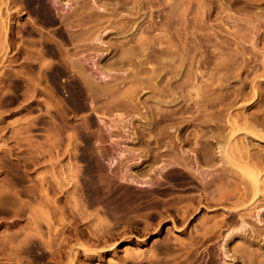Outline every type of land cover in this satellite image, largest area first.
<instances>
[{
  "label": "bare ground",
  "instance_id": "obj_1",
  "mask_svg": "<svg viewBox=\"0 0 264 264\" xmlns=\"http://www.w3.org/2000/svg\"><path fill=\"white\" fill-rule=\"evenodd\" d=\"M152 1L113 0L110 3L111 7H109L110 4L107 7V5L104 6L105 3H103V6H101L102 4L100 5L97 2V4L99 5L98 7L95 8L90 0H71L70 9L66 10L63 13V15H58L56 13L57 11H55L52 8L49 0H0V2L2 3L6 2L7 4L6 10L10 11L12 5L13 6L19 5L21 6V8H25L31 13H37V15L39 16V19L38 20L36 19L33 22H28L29 21L28 20L23 27L12 28V24H10L9 27L11 31L9 30L10 33L6 32L5 35L8 36L9 34H12L13 37H10L9 39L8 37H6L5 42L9 47L12 48L11 49L12 51L13 49H16V57L13 58L14 57L13 56L11 62L16 63L21 58L23 59V61L21 62V65L23 66L20 67L23 68L25 65L28 66L29 68H34V69L38 68V71L41 73L39 74L40 75L43 74L42 76H44L45 79L48 78V77L46 78V76L44 75L45 73L48 72L47 73L48 75H52L53 79L55 80L54 83L55 97H56L55 101L58 100V105L60 103L59 100H62L59 97L58 93L61 92V88L63 89L65 88L67 91L66 94L67 97L63 95L62 96L66 97L65 100H68V103L69 101L70 103H72L70 104V106L74 104L79 109H87L88 111L90 110L88 115L86 114L88 117L87 120L85 119L86 121L82 123V125L84 124L83 125L84 128L81 130L80 128L78 129V126L75 125L78 123H75L74 125H72L71 123L69 124V121L67 119L68 115H66L68 108L66 107L67 108L66 109L64 106L61 107V105L58 107L57 112H59L60 117L62 119L61 121H59L60 118L57 120L59 124H57L56 120L55 123L57 124L56 128L60 129V131L61 129L63 131V129L66 127H71V129H73V132L75 130L76 131L75 134H77L82 138L83 141V144L81 141L82 147L79 145L80 139L78 140L79 141L78 145L81 147L80 151L82 150V152L78 157L82 158V160L86 162V166L92 167L93 170H98V171L103 170L104 172L102 173L104 174L103 179H97V178L96 180L88 179V182H86L85 180L86 183L84 182V184H81L84 181L83 180L81 181L80 185L81 187L82 185H85L87 189L91 191L93 196H96V199L97 198L100 199L99 201L102 200L105 201L106 206L105 204L104 206L107 208V210L106 208L104 209L111 216L112 215L115 216L119 213L123 214L128 210L132 209L133 207L134 208L138 207L140 204H142L140 205L141 207L153 206L156 203H158L156 197L159 194L162 195L166 194L170 197H168V199L166 198L165 202L162 203V205L164 204V207L168 211H173L175 213V219H174L175 222L186 225L185 229H188L190 227L191 222L194 219L198 218L197 215L201 211L206 210L209 212L208 208H210V204L221 206L219 209L215 210L216 214H211L210 216L205 215L201 217V220L199 221L198 224L193 223L190 229L191 234L187 238L179 239L178 243H175L172 239H168L167 242H165L163 248L164 251H166L171 256L169 259L162 261L152 255L147 258L148 259L147 261L143 260L142 258L141 260H137L134 264H184V263L194 264V262L198 259L199 247L202 244L204 245L205 242H210L211 244V241L214 238H218V237H222L224 240L223 243H221L220 245L221 251H223L224 256L233 258L234 260V263L231 262L225 264H237L240 257L242 258L244 264H264L263 246H261L258 249L253 248V244H255V242L256 243L260 242V239L264 237L263 226L260 225L261 222H264V152L260 149H257L255 146L254 147L252 146L253 138L257 137L260 138V140H264V100H252V99L251 100H214V98L213 100H178L179 97L183 96V94L188 91V90L186 92L184 91V93L182 94L179 93L180 91L185 90L187 88L186 85L191 82L192 77H194V80L197 79L195 78V75L196 73L199 74V72L194 73L195 72L194 70L193 73L195 75H191L193 68H191V72L189 68L190 76L189 75L185 76L182 74L183 72L179 73L178 70H176V72H178L180 76L182 74V76L185 78L179 77L178 81L175 84L165 82V86L164 85L161 86L160 81L164 79V76L165 74H167V72H169V69L172 67L176 68V66H181L183 63H185V61H187L189 57L187 54L194 46H197L198 40L196 42V40H194L193 37H191L192 38L191 39L190 37L187 38V36L190 35L192 36V34H196V33L199 34L198 30L201 29L202 34H199V36L202 35L199 40L201 44L198 43V47H199L198 50H200V47H202L206 43L205 41L209 43L212 42V38H215L214 35L215 32L217 31L214 32L213 29L215 28L213 27L215 26H213V24L211 23L212 24L211 26H213L211 29L213 30L212 35L214 34L213 37L212 38L210 37L211 35L210 33H209L210 35L208 33H204L205 31L203 32V29L205 27L208 28L207 27L208 24H206L207 26H205V22H207L208 20L205 19V22H201L204 20L203 18V20L201 21L199 20V22H195L197 20L195 17L199 15L201 17L202 16L201 14L203 13L202 11L204 10L202 9L201 14L199 13L198 15L197 13L199 11L198 12L195 11L196 9L193 10L194 9L193 7L191 9L193 12H195L194 14H196V16H194L195 21L191 22L193 25H191L190 23V26L193 27L192 29L194 32L197 28L198 30L195 33H192L193 31L190 33L192 29L191 27H188V29L190 28L191 30L187 34L190 33V35H186V41H183L185 38L183 37L182 32L180 31L178 26H181L187 21L186 19L188 17L186 19L184 17L188 16L187 14L188 12H190L188 9L190 8L187 9L185 7L183 8L178 7V11L179 9L180 10L182 9L181 11H179L180 14H176L175 12H173V10L168 9L170 10L169 12H173V14L171 15L170 13H165L166 10H163L165 11L164 12L165 15L162 17V21L161 19L159 21L161 22L160 27L163 26V28H165L166 30L165 34L159 35L157 32H154L155 30H157L156 28H158L156 25H154V22L152 21L154 17L151 19V22H149V24L145 25L142 29H140L141 31L139 35L133 34V31L141 27L139 26V24L137 26L135 25V23L137 22L136 20L138 19V17H140L142 11L143 13L144 10L148 11L147 8L151 7ZM154 1L156 2V0ZM178 1L176 0L174 2L173 0L174 3L176 2L178 3ZM245 1L247 6H252L256 2L261 0H245ZM108 2L106 4H108ZM191 2L193 3V0H191ZM211 2L214 3L213 0ZM165 4L166 3H164V5ZM171 4L172 3H170V6ZM154 5L155 4L153 3V6ZM155 6L158 7V5ZM185 6L190 7L187 6V4ZM200 6H198L199 9ZM152 7L150 8L151 10L153 9ZM201 8H203V6ZM122 9H125L127 12L125 11L126 13L125 12L123 13L121 11ZM175 9L174 11H177V7H175ZM155 10L156 9H154V11ZM186 10L188 11L187 14L185 15ZM9 11L7 15H9ZM203 15L206 16L207 18L206 14L203 13ZM151 16L154 15L151 14ZM173 16L174 17L177 16L178 19L176 18V20H173L175 19L173 18ZM143 17L146 16L143 15ZM159 17H161V12ZM228 17H230V15ZM228 17L226 16V18ZM39 20H42L47 24L50 23L51 25L57 23L58 25L55 28L57 29L58 35L62 36L64 40L66 39V42L69 41L70 42L69 44H72L73 48H79V50L77 49L75 51L71 50L73 52H70V49L66 48V45L68 47L71 46L66 44L64 48L63 47L64 45L63 46L62 45L58 46L57 44L55 45L54 43H52V41L46 40L45 39L46 37L42 38L44 34H42L41 37H39L42 38L41 40L39 38L37 39V36L35 37L34 35L43 33L40 32L39 28L37 27ZM258 21L259 19L250 20L249 23L252 24V26L238 22L239 25L233 27V28L236 27L235 31L233 30L234 33L232 31L231 32L235 37L237 38L241 37L240 38L241 40L242 38H248V37L250 38V36L252 38L253 35L252 32H254L258 38H261L264 34V31L260 29L258 25L259 24ZM8 23L6 22V26L9 25ZM173 24H175V27ZM187 25L185 24V26ZM171 26H173L174 28ZM182 26H181V30L183 29ZM211 26L209 27L211 28ZM210 28H208L209 32L211 31L209 30ZM171 29H174L175 31L174 30L171 31ZM130 30H132L131 32L134 35V37H130L127 39L126 36L125 37L123 36L124 38L123 37L122 38L125 40H121L119 42H117V40L115 42L116 38L112 39L111 37L110 39H112V42L107 41V43H105L102 40L103 36L109 35L110 33H120V32L124 33V32H129ZM21 31L29 35H33L34 39L36 38L39 44L47 46L48 49L44 53H47L49 51L50 52L54 51L55 54L59 57L57 63L55 65L50 63L52 64V66H50V64L48 63L49 61H46L45 57H43L44 53H41V50L40 52L38 51L39 48L37 49L36 47L37 45L35 44L36 40L31 39L33 42H31L30 40L31 47L32 44H35V46L33 47L34 49L36 47L35 50H30L33 48L28 49V47H30L29 45L26 48L24 46V42L17 43L15 40V35ZM135 32H138V30ZM115 35L114 37H116ZM217 35L218 34H216V36ZM173 37L174 38L177 37L179 39L177 41V38H175L176 39L175 41H177L178 43H174ZM182 37L184 39H182ZM227 37H225L226 39L224 38L226 42L228 40ZM0 38L2 39L1 36ZM64 40H62L63 43H65ZM131 40H133L132 44L130 43ZM217 41H213V44L216 43L218 45ZM25 42L27 41L25 40ZM190 42H192V46L190 45ZM202 42L205 43L202 44ZM220 42L222 43V41ZM233 42L232 44H234ZM63 43L61 42V44ZM163 43L165 44L167 43L169 45H163ZM195 43L196 45H193ZM240 43L241 42L239 40V44ZM26 44L29 43L27 42ZM199 44L201 46H199ZM226 44H228V42ZM7 45H5V47ZM205 47L206 46L202 48L204 49ZM252 47L245 44L239 46L237 49H235V52L232 55L231 62L223 63L222 67L226 66V68L233 69V72H235L237 70L236 67L238 66L244 67V66H240V64L242 65L243 63L239 62L241 60L239 58L241 57L242 60H246V64H245L247 68L246 70L252 73V76L249 82L247 81V79L246 81L244 80L243 81L247 82V84L248 83L250 84L251 88L253 89L252 92H254L253 93V98H254L259 91L258 88L262 81L257 79L258 77L257 74H259L257 73V71H259L258 70L259 68H257V66L259 67V65L258 63L257 65L256 63H253V61L255 60L258 61V57L261 56L262 54L261 55L259 54V52H261L260 50L258 51L254 47L253 48ZM231 48L232 47H230V49ZM81 50L82 52L84 50H89V51L92 50L93 53L98 55L95 61L97 66L100 68L98 76L93 75L90 71L87 70L86 66L84 65V62L81 59V55H79V54H84L81 53ZM119 50L122 52L121 54L118 53ZM198 50L197 49L195 50L198 53V57L202 55V58H204L203 54L199 56L200 52ZM212 50H214V48ZM112 51H115L116 53L120 54V57L117 55L118 56L117 60L109 61L110 60L109 59L107 62L103 61L106 63H101L102 60L100 59L108 55ZM201 51L204 50L201 49ZM192 52L194 51L191 50L190 53L193 54ZM165 53L169 54V56H171L170 57L171 60H173L174 62L170 61V59L167 60L168 57H166V60L160 58L161 54H165ZM205 53L206 55L208 54L207 52ZM134 54H139V56L141 54L142 58L140 57L139 59H136L135 57H133ZM247 54H249L250 56ZM196 55L197 54H195V56ZM190 57L189 59H191ZM210 57L211 56H209L208 58ZM212 57H214L213 54ZM158 58H160L159 63L161 65L159 64L160 65L159 67H156L155 63L154 66L151 65L150 63L151 60L152 61L154 60L153 62H155V59H157L158 61ZM195 58L196 57H194L193 55L191 64H193ZM205 59L206 58L202 60ZM216 59H218V57ZM238 59H239L238 61L239 63H236ZM198 60L200 59L198 58L197 61ZM197 61L196 64L197 66H199L198 64L199 61L198 62ZM217 61H220L222 63V59L216 60V62L214 63L219 64V62ZM209 62L210 64L213 63L211 60H209ZM200 63L202 66V64H204L205 62L202 63L201 61ZM18 64L20 63L18 62ZM125 64H129L132 66L131 68L133 69L131 70L132 72L128 73L129 70L127 69L128 70L127 72L126 68H124L125 69L124 71L127 72V74L124 73V75L118 77L114 72L115 70L113 71V69L118 68L119 66L123 67V65L125 66ZM213 65L214 64H212V66ZM128 66L126 67L128 68ZM188 66L192 67V65H190L189 62H188ZM215 67L218 68L216 69L211 68L212 71L211 69L210 71L214 72V74L216 75L217 73H215V71H218L217 69H221L222 67L219 68L220 65L219 66L217 65ZM235 68L236 70H234ZM26 70H25V74H26ZM227 70L225 71L227 72ZM31 72L33 73V71ZM230 72H232V70H230ZM12 73L15 74V72H11V74ZM27 73L28 76L19 75L15 79L14 83L18 88L19 87L21 88L24 85L25 88L29 86L26 85L25 83L30 85H35L37 87L38 83L40 86L41 85L40 82L42 83L43 81H45L43 77L44 80L43 81L41 80L40 82L37 83L38 79L36 80V78H34L33 76H29V72ZM3 75L5 76L4 72ZM174 75H172L173 79H174ZM169 76H167L168 79ZM214 76L212 73L209 77V80H211V77ZM12 77L13 75H10V77L7 79L5 77H2L0 78V83L8 79H10L11 82ZM172 77L170 78L172 79ZM196 77H198V75ZM224 77L222 78L226 79ZM226 77L229 78L230 76L226 75ZM126 79L130 83L125 87L121 86L123 81H127ZM212 80L211 81L213 83L211 84H214L212 86L216 89L217 84H215L214 81L216 80V78L214 77V79L212 78ZM244 82H242V84H244ZM162 83L163 81L161 82V84ZM147 85L152 89V94L154 93L155 96H157L156 94H158L159 97L156 98L157 100L155 99L139 100V98L137 100V98L135 97V93L137 94V91L138 92L140 91L139 88L142 89ZM9 87H11L10 84ZM36 87L33 89L30 88L29 90L27 89L28 87L26 88L28 92L30 91L29 93L31 95V98L33 97L32 95L35 94L34 91L35 90L38 91L37 90L38 88ZM189 87L190 86H188V88ZM201 88L203 89V87ZM210 88L211 87L208 86V89ZM151 89L149 91L150 93H151ZM204 89L206 93L209 94V95L205 94L204 98L208 97V99H210V97L211 98L215 97L218 94L217 93L216 95H214V92L212 91L209 93V90H207V86L204 87ZM236 91L240 92L241 96H244V98L249 97V96H245L247 95V93L243 94L242 91L239 90ZM171 92L172 93L178 92L180 96L178 98L175 97L177 100L175 99L164 100L166 97L165 95H168ZM198 92L199 93L197 94L199 95L200 93L203 92V90H201V92L199 90ZM203 94L204 93H202V95ZM30 95L28 94L29 97ZM50 95H52V93ZM235 95H238V93L236 92ZM25 96H27V94H25ZM101 96H108L109 99L107 101L105 100L103 102H100L101 103L100 104L95 99ZM160 96H165V97H162V99H160ZM169 98H171V96H169ZM254 106H258L259 108H257V110L254 112L252 110L249 111V109H251ZM71 108H75V107H71ZM55 110H57L56 107ZM100 110L103 111L104 116L106 115L109 118V123L106 125L107 126L106 131H100L98 129L93 128L94 126L99 125V122L102 121V119L99 118V116H101ZM129 114L131 115L128 120L127 117ZM135 117L139 118L137 120L140 119L143 120L142 121V124L144 123L143 128L138 126L139 128L142 129L137 128L138 123L135 122L136 121ZM126 122H128L127 127H126ZM82 125H80V127H82ZM135 126L137 128L136 131L134 128ZM131 127L134 128V131L132 130L131 132H129ZM120 129L123 131L122 133L121 132L119 133ZM114 130H117L118 133H115ZM66 132L67 134H62V135L64 136L69 135V138L67 137V140L73 139L74 141L76 139V136H73L74 134L72 135L71 133L68 134V131ZM61 139L63 140V137ZM78 141H75V143L77 144ZM103 142H110V143L116 142L119 149L115 150L113 147L112 149L110 148L102 149L101 145ZM61 143L55 140V147L56 148L59 147ZM67 143L69 144V142ZM114 152H116L117 155H114L113 154ZM62 153L64 154V152ZM78 157L77 159H79ZM56 160H55V166H56ZM106 163H108L109 165L107 166ZM112 167L113 170L114 169L116 170L115 172L110 170V168L112 169ZM88 170L90 169L88 168ZM157 170L159 171L158 174H157ZM75 171L73 170L74 173ZM96 173L97 172L95 171V174ZM127 173L133 176L130 175L131 177H128V175L126 176ZM163 173H166V176H164ZM116 174L118 175L116 176ZM74 175H76V173ZM82 175H84V173ZM56 178L58 177L56 176ZM172 180L174 182L179 181L186 183L188 184L187 185L188 189L195 190L196 192L199 191V193L192 191V193L194 194H189L184 197L178 195L174 196L175 192L173 187L168 185V183ZM59 184H60L59 186H56L57 187L56 190H59L58 188L61 186V182H59ZM133 184H136L137 186L135 187ZM2 187L3 186H1L0 189V196L4 197L5 191L7 192L9 190L6 187V190L4 191L2 190ZM60 189H62V186L60 187ZM75 189L78 191L77 188ZM82 189L84 188H81L80 190ZM80 192H84V191L82 190ZM30 193H32V191ZM84 193H85L84 195L81 193L80 194L85 196L86 189ZM87 193H89L88 190ZM89 199L91 198L89 197ZM2 203L1 205H3ZM158 213L156 214L155 212H153L151 214V217L154 218L156 215H159ZM81 215H84V213H82ZM160 215H162L161 212ZM160 220L158 222H160ZM36 221L34 219L33 224L36 223L35 230L36 229L38 230L39 229L37 225L38 222ZM51 229L52 227L49 228V230ZM32 230L34 231V228ZM49 230L48 232H50ZM76 230L77 228L74 229V231ZM79 230L81 231V229ZM224 230L226 232L225 234L223 233ZM42 232L41 233L37 232L39 237L40 234H42ZM52 232L53 231H51L50 234L49 233L48 234L52 236L53 239L54 233L52 234ZM38 235H35V237L36 236L38 237ZM41 236H43V234ZM23 237L25 236L23 235ZM8 240L10 242L11 239L8 238ZM24 241L25 240L23 239L22 244H24ZM50 242L51 240L49 241V243L47 242L48 245H50L49 248L52 247L53 245V243L51 245ZM64 242L66 243V241ZM25 243L27 244V242ZM9 244L12 245L11 243ZM231 244H232V248L230 246ZM213 245L214 243L209 248L210 260L208 261L207 264H220L217 257L218 255L217 249ZM61 247L63 248V246ZM2 248H6V247L4 246ZM10 248L12 249L11 251H13V247L11 246ZM51 249H52V253L50 249H49L50 251L48 250V252H50L51 255L52 254L55 255L56 254L55 251H57V249L56 250L53 248ZM21 250L23 251V248H21ZM5 254L7 256V253ZM128 255L129 257L131 256L135 259H138L139 257H141L142 253L141 252L134 253L128 251ZM3 257L5 256H2L1 258Z\"/></svg>",
  "mask_w": 264,
  "mask_h": 264
},
{
  "label": "rangeland",
  "instance_id": "obj_2",
  "mask_svg": "<svg viewBox=\"0 0 264 264\" xmlns=\"http://www.w3.org/2000/svg\"><path fill=\"white\" fill-rule=\"evenodd\" d=\"M49 1H50L52 8L55 11H57L56 13L58 15H63V13L66 10L70 9V6H71V4H70L71 0H49ZM90 1L93 3L94 7L96 8V7H98L99 4L100 5L102 4L101 6H103V3H105L104 6L107 5V7H108L109 4L113 0H111V1L108 0L109 2L107 0H95V1L90 0ZM150 1H152V0H150ZM175 1L176 0H174V2ZM211 1L210 0H193V3H192L191 0L190 1L179 0L178 1L179 4L177 2H176L177 3L176 4L173 2V0H156V2L153 0L151 2L152 3L151 7L153 6V3L155 5H158V7H156L154 5L152 7L153 8L152 10L150 9L151 7H148L147 8L148 11L144 10V13L142 11L140 14V17H138V19L136 20L137 24L135 23V25L137 26L139 24V26H141V27L137 29L138 32H135L137 30L133 31V34L139 35L140 31H141L140 29H142L145 25L149 24V22H151V19L154 17L152 19V21L154 22V25H156L158 27V28H156L157 30H155L154 32H157L159 35H163V34H165L166 30H165V28H163V26L160 27L161 22L159 21L160 19L162 21V17L165 15L164 14L165 11H163V10H166L165 13H170L171 15L173 14V12H175L176 14H180L179 11H181L182 9L181 10L179 9V11H178V7L179 8L185 7L187 9L190 8V9H188L190 11V12H188V14H187L188 10L185 11L186 12L185 15L187 14L188 16L184 17L185 19L188 17L189 21L187 18L186 19L187 21L184 24H182L183 26L181 25L183 28L182 29L183 31L181 30V26H178L180 31L182 32L183 37L185 38L184 39L182 37V39H184L183 41H186V35H190V33L193 31V29H192L193 27L190 26V23L195 21V18L198 20V21L196 20L195 22H199V20L201 21V20H203V18H204V20L201 22H205V19L208 20L207 21L208 23L205 22V26H207L206 24H208L207 27L210 28L209 26H211L213 24V26H215V27L211 26V28L209 30H211L213 27V28H215V29H213L214 32L217 31V32H215V35L213 34L215 38H212L213 37V35H212L213 30H211L209 32L208 28L205 27L203 29V32L205 31L204 33H208V34L210 33L212 35L211 36L209 34L210 37L212 38V42H210V43L207 41H205L206 43L202 42V44L205 43L202 47H204V46H206V47L204 49L202 47H200V50H198L199 49L198 43H200L199 40L202 36V35L199 36V34H202L201 29L198 30V28L196 27L197 29L195 30V28H194V30H195V32L198 30L199 34L196 33V34H192V36L191 35L187 36V38L193 37L194 40H196V42L198 40L197 46H194L196 48H194V47L193 48L195 50L197 49L200 52L199 56L201 54H203V57L206 59L202 60V59H204V58H202V55L200 57H198L197 51H195L192 48L191 50L194 51L195 54H197V55L195 56L194 52H192L193 54H191L190 53L191 50H190V52L187 54L189 57L191 56L190 57L191 59H189V57H188V59L190 61L187 59V61H185V63H183L181 66H176V68H173V67L170 68L169 72H167V74H165L164 79L160 81V85L165 86V82L175 84L178 81L179 77L185 78L182 76V74L185 76L186 75L190 76L189 68H190V72H191V68H193L191 75H195L194 73H196V72H199L200 75L198 73H196L195 78H197V79H195V80H194V77L191 76L192 80L190 83H188L186 85L187 88L186 89L184 88L185 90H182L183 92L182 91L179 92L180 94H182V93H184V91L186 92L188 90L189 91V92L187 91L188 93L186 92L183 94V96L179 97L180 94H178V92L177 93L171 92L170 94L165 95L166 97L160 96V99H162V97H165L164 100H174V99L177 100L175 97H177V98L179 97L178 100H213V98H214V100H251V99L252 100H264V74H263V72H264V68H263V66H264V34L261 38H258L257 35L254 32H252L253 33V35L251 33L252 38L250 36V38L249 37L248 38H242V40L240 39L241 37L237 38L233 35L235 28H236V27L233 28L234 26H236V25L238 26L239 23H244L246 25L252 26V24H250L249 22H250V20H253V19H259L258 25H259L260 29L262 31H264V15H263V13H264V10H263L264 9V0L258 1L252 6H247L245 0H238V1H236V0H213L214 3ZM97 2L99 4H97ZM107 2H108V4H106ZM159 2H161V3H159ZM163 2L166 3L167 6H166V4L164 5ZM0 3H1V5H0V36L2 37V39L0 38V40H1L0 41V56H1L0 57L1 58L0 59V78L5 77L7 79L10 77V75H13L11 82H10V79H8V80H5L4 82L0 83V189H1V186H3L2 190L5 191L6 187L9 190L7 192L5 191L6 196L5 195H4V197L0 196V200H1L0 202L1 203L5 202V203H2L3 205H1V203H0V247H1L0 248V264H54V262H55V264H58V262H59V264H134L137 260H141L142 258H143V260L147 261L148 260L147 258L149 256H152V255L154 257L162 260V261L169 259L171 256L166 251H164V248H163L165 242H167L168 239H172L175 243H178L179 239L187 238L191 234L190 229H191V225L193 223L198 224L199 221L201 220V217H203L205 215L210 216L211 214H216L215 210L219 209L221 206L215 205V204H210V208H208L209 212L206 210L201 211L197 215L198 218L194 219L191 222L190 227L188 229H185L186 225L175 222L174 221L175 213L173 211H168L164 207V204L162 205V203L165 202L166 198L168 199V197H170L166 194H163V195L159 194L156 197V200L158 203H156L153 206L141 207L140 205H142V204H140L138 207H135V208L133 207L132 209L128 210L127 212H125L123 214L119 213V214H117L118 216L117 215L111 216L106 211L107 210V208L105 207L106 202L103 200L99 201L100 199L99 198L96 199V196H93L91 191L89 189H87V187L85 185H82V187L80 185L81 181H83V180L84 181L81 184H84L85 180H86V182H88V179L89 180H93V179L96 180V178L97 179H103V176H104V174H102V173H104L103 170H101V171L93 170L92 167L86 166V162L84 160H82V158L78 157L80 155V153L82 152V150L80 151V148L82 147L83 141H82V138L80 136L75 134V132H76L75 130L73 132V129H71V127H66L63 129V131H62V129L60 131V129L56 128V125L59 124V122H57V120L60 118L59 121H61V119H62L60 117L59 112H57L58 107L60 105H61V107L64 106L65 108L66 107L68 108L67 113H69V114L66 113V115H68L67 119L69 121V124L71 123L72 125H74L75 123H78L75 125L78 126V129L80 128V130L84 128V126H83L84 124L82 125V123L87 120V117H88L87 115L90 112V110L88 111L87 109H79L74 104L70 106V104H72V103H70V101L68 103V100H65L67 97V95H66L67 91L65 88H64L65 90L63 88H61V92L58 93L59 97L62 99V100H59L60 103L58 105V100L55 101V99H56V97H55V85H54L55 80L53 79L52 75H48L47 74L48 72L44 74L46 76V78L50 77L49 78L51 80L50 81L48 78L45 79V77L42 76L43 74L40 75L41 73L38 71V68H35L36 69L35 70L34 68H29L28 66H25V65L23 68L20 67V66H23V65H21V62L23 61V59H21V58L16 63L11 62L12 57L13 56H14L13 58L16 57V49H13V51H12L11 50L12 48L9 47L7 45V43L5 42L6 37H8V39L10 37H13L12 34H9L8 36L5 35L6 32L10 33V31H11L10 27H9L10 24H12V28L23 27L27 23L28 20H29L28 22H33L36 19L38 20L39 16L37 15V13H31L27 9L21 8V6H19V5H14V6L12 5L11 9L9 11V10H6L7 9L6 2L5 3L0 2ZM170 3H172L173 5L171 4V6H170ZM186 4H187V6H190V7H186L185 6ZM95 5H97V6H95ZM198 6H200V9ZM202 6H203V8H201ZM109 7H111V4ZM175 7H177V11H174ZM193 7H194L193 10L196 9L195 11H197V12L199 11L198 13L196 12L198 15H199V13L201 14V11L203 9L204 11H202V12L207 15V18H206V16L203 15V13L201 14L202 15L201 17L199 15V16L194 18V16H196V14H194L195 12H193L191 9ZM159 8L160 9L162 8V9L160 10ZM154 9H156V10L154 11ZM168 9L173 10V12H169L170 10H168ZM223 9H225V10H223ZM8 11H9V15H7ZM121 11L124 13L126 10L122 9ZM160 12H161V17H159ZM151 14L154 16H151ZM228 14L230 15V17H228L229 16ZM143 15H145L146 17H143ZM189 15H192V16H189ZM222 16H225V17H222ZM226 16L228 18H226ZM191 17H193V18H191ZM142 18H145V19H142ZM173 18H175L173 20H176L177 16L176 17L173 16ZM199 18H202V19H199ZM138 20H139V22H138ZM6 22L7 23L9 22L8 23L9 25L6 26ZM188 22H189V24H188ZM185 24L186 25L188 24V25L185 26ZM57 25H58L57 23L51 25L50 23L47 24L46 22L39 20L37 27L39 28V31L43 32V33H41V34L39 33V34L34 35V36L35 37L37 36V39H38L39 37H41L42 34H44L42 36V38L46 37L45 38L46 40L52 41V43H54L55 45L56 44L58 46L64 45L63 46L64 48H65L66 44L71 46V47H68L66 45V48H69L70 52H73L76 49L79 50V48H73L72 44H69L70 43L69 41L66 42V39L64 40V38L62 36L58 35L57 29L55 28V27H57ZM173 25L175 27V24H173ZM191 25H193V24L191 23ZM5 27L7 28L8 31L6 30ZM171 27H173V26H171ZM188 27H191L192 30L190 28L188 29ZM185 29H186V31L187 30L188 31L186 32ZM172 30H174V29H171V31ZM131 31L132 30H130L129 32H124L125 34L123 32L110 33L109 35L103 36L102 40L105 43H107V41L112 42V39L116 38L115 42H116V40H117V42H119L121 40H125V39H123L125 36L127 37V39L130 37H134V35L132 34ZM189 31H190V33L187 34ZM200 31H201V33H200ZM195 32L193 31L192 33H195ZM113 34L114 35L116 34L115 35L116 37H114ZM216 34H218V35L216 36ZM196 35H197V37H196ZM34 36L29 35V34L21 31L15 35V40L17 43H23L24 42V46L26 48L29 45L30 47H28V49L33 48L36 44L37 49L39 48L38 49L39 52H40V50H41V53H44L45 51H47L48 47L44 46L42 44H39L37 39L36 38L34 39ZM110 37L112 39H110ZM225 37H227V39H228L227 40L228 44H226L227 42H226V40H224ZM42 38H39V39L41 40ZM175 38H177V37H175ZM175 38L173 37L174 43H178L177 41L179 39L177 38V41H175L176 40ZM31 39L36 40V42L34 41L35 44H32V47H31V42H33V41ZM25 40L29 44H26L27 42H25ZM30 40H31V42H30ZM62 40H64L65 43H63ZM239 40L241 42L240 44H239ZM2 41H3V43H2ZM55 41L56 42L58 41V42L56 43ZM59 41H61L63 44H61V42H59ZM132 41L133 40H131V42H130L131 44H132ZM213 41H217L218 45L215 42H214L215 44H213ZM220 41H222V43ZM223 41H225V42H223ZM231 41L232 42L234 41L233 42L234 44H232ZM113 42H114V40H113ZM235 42H237V43H235ZM38 44L42 45V46H39ZM200 44H199V46H201ZM243 44L248 45L250 47L253 46L256 50H258V51L260 50L262 52V53L259 52V54L260 55L262 54V55L258 57V61L257 60H255L256 62L253 61V63H256V65L258 63V65H259V67L257 66V68H259L258 69L259 71H257V73H259V74H257L258 75L257 79L262 81L261 84L259 85V88H258L259 91L254 98H253L254 92H252L253 89L251 88L250 84L249 83L247 84V82H244V81H246V79L249 82V80H251V76H252V73H250L249 71L246 70L247 69L246 65H245L246 60H242V58L240 57L239 59H241V60L239 61V59H238L236 61V63H239V62L243 63L242 65L240 64V66H244V67H239V66L236 67L237 70L235 68L234 69V70H236L235 72H233V69L226 68V66L222 67L223 63L231 62L232 55L235 52V49H237L239 46H241ZM5 45H7L8 47L7 46L5 47ZM163 45H169V44L163 43ZM190 45L192 46V42H190ZM193 45H196V43ZM222 45H224L225 47ZM229 45H231V46H229ZM36 47H35V49H36ZM209 47H210V49H209ZM230 47H232V48L230 49ZM7 48H9V49H7ZM213 48H214V50H212ZM35 49L33 48L30 50H35ZM42 49H43V51H42ZM201 49L204 51H201ZM71 50H73V51H71ZM84 51L82 52V50H81V53H84V54L78 53L79 55H81V59L84 62V65L86 66L87 70L90 71L93 75L98 76L100 68L95 63L98 55L93 53L92 50L91 51L84 50ZM78 52H80V51H78ZM205 52H207L208 54L210 52V54L206 55ZM118 53L121 54L122 52L119 50ZM118 53H116L115 51H112L111 53H109L108 55H106L100 59V60H102L101 63H106L109 59H110L109 61L117 60L118 59L117 57L118 56L120 57V54H118ZM212 54L215 58L212 57ZM193 55L197 59L198 58L200 59V60H198L199 61L198 62L197 59L195 58V60L199 64V66H197L195 60L193 61V64H191ZM215 55L216 56L218 55L217 56L218 59H216L217 57ZM247 55H249V54H247ZM209 56H211V57L208 58ZM249 56H246V57H249ZM43 57H45L46 61H49L48 62L49 64L52 63L53 65H55L57 63V61L59 60V57L55 54L54 51H51V52L49 51L47 53H44ZM133 57H135L136 59H139L141 57V54H140V56H139V54H134ZM166 57H168L167 60L170 59V61L174 62L173 60H171V58H170L171 56H169V54H167V53L161 54L160 58L166 60ZM160 58H158V61H157V59H155V62H153L154 60L153 61L151 60V62H150L151 65L154 66V63H155V66L159 67L161 65L159 63ZM211 58L215 61H213ZM225 58L228 60H226ZM221 59H222V63L220 61H217V62H219V64L214 63V62H216V60H221ZM209 60H211L213 63L210 64ZM103 61H106V62H103ZM201 61H202V63L205 62L204 64H202V66L200 63ZM18 62L20 64H18ZM188 62L190 63V65H192V67L188 66ZM52 64H50V66H52ZM212 64H214L213 65L214 67L212 66ZM215 64H217L218 66L220 65L219 68L222 67L221 69H217L218 71H215V73H217L216 75L214 74V72H211L212 71L211 68H215V69L218 68V67H215V66H217ZM128 65L129 64H125V66L123 65V67L119 66L118 67L119 69L114 68L113 71L115 70L114 72L116 73V75L118 77H121L122 75H124V73L127 74L128 70H129L128 73L132 72L131 71V70H133V69H131L132 66L131 65L128 66ZM207 65H209V66H207ZM236 65H239V64H236ZM126 66H128V68ZM187 66H188V69H187ZM210 66H212V67H210ZM124 68H126L127 72L124 71L125 70ZM180 68H182L183 71ZM210 69H211V71H210ZM227 69L229 70V72H230V70H232V72L229 73ZM25 70H26V74H25ZM176 70H178L179 73L183 72L181 74V76L178 72H176ZM194 70H195V72H194ZM225 70H227V72ZM31 71H33V73ZM3 72L5 73V76L3 75ZM11 72H15V74L14 73L11 74ZM27 72H29V76H33L34 78H36V80L38 79L37 83L40 82L41 80L43 81L45 79V81H43L42 83L40 82V84H41L40 86L38 83L39 87L25 83L26 85H29V86H27L28 88L26 87L28 90L30 88H32L33 86H34L33 88H35V87L38 88L37 89L38 91H36V90L34 91L35 94L32 95L33 96L32 98H31V95L29 93L30 91L29 92L27 91V89L25 88V85L23 87H21L22 88L21 89L20 87L18 88L14 83L15 79L19 75L28 76ZM8 73H10V74H8ZM30 73H31V75H30ZM176 73L178 76L176 75ZM209 73H210V75L212 73H213V76L215 75L214 77L216 78V80H214V81H215V84H217L216 89L212 86L214 84H211V83H213L212 78L214 79V77H211L212 81L209 80V77H210ZM226 73H228V74H226ZM35 74L37 75V77ZM224 74H225V77H224ZM146 75H148V74H146ZM172 75H174V79H173ZM197 75H198V77H196ZM226 75H229L230 77L228 78V77H226ZM144 76H145V74H144ZM167 76H169V79L167 78ZM43 77H44V79H43ZM170 77H172V79ZM218 77H219V79H218ZM222 77H224L226 79H223ZM162 81H163V83L161 84ZM193 81L197 84H195ZM242 82H244V84H246V85L242 84ZM3 83H4V85H3ZM129 83L130 82H128V80L123 81L121 86L125 87ZM9 84L11 87H9ZM204 84H205V86H204ZM188 86H190V87L188 88ZM206 86H207V90H209V93L212 91V92H214V95H216L217 93L219 95L217 94V96H215V97H212V98L210 97V99H208V97L204 98L205 94H208L205 91L206 88L204 89V87H206ZM208 86L211 87L212 89L211 88H210L211 90L208 89ZM14 87H15V89H14ZM201 87H203V89ZM39 88H40V90H39ZM149 88L150 87H148V85L146 87H143L142 89L139 88L140 91L139 92L137 91V94L135 93V97L137 98V100H138V98H139V100H154V99L157 100L156 98L159 97L158 94H156L157 96H155L154 93L152 94L151 88H150L151 89V93H150ZM199 90H200V92H201V90H203L202 93H204V94L202 95V93H200L201 95L200 94L198 95L197 93H199L198 92ZM236 90L242 91L243 94L247 93V95H245V96H249V97L244 98V96H241L240 92H238ZM26 91H27V93H26ZM234 91H236L238 93V95H235L236 92H234ZM51 93H52V95H50ZM248 93H249V95H248ZM25 94H27V96L29 94L30 97L28 96V98H30V99H28L27 96H25ZM150 94H151V96H150ZM62 95L66 96V97H63ZM153 95L155 96V98ZM259 95H260V97H259ZM23 96L27 99H25ZM169 96H171V98H169ZM172 96H173V98H172ZM102 97H104V98H102ZM63 98H64V100H63ZM105 98H107V99H105ZM108 99H109L108 96H101L99 98H96L95 100H97L98 103H100V102H103L105 100L107 101ZM61 101H63V102H61ZM56 102H57V104H56ZM55 107L57 110H55ZM71 107H75V108H71ZM257 108H259V107L254 106L251 109H249V111L252 110L254 112L257 110ZM100 115L101 116H99V118H101L102 121L99 122V125H96L93 128L98 129L100 131H106L107 130L106 125L109 123V118L106 115H105L106 117L103 115V111L100 112ZM130 115L131 114H129L127 117L128 120L130 118ZM135 118H136L135 119L136 121L135 120L134 121L136 123H138L137 128L142 129L143 124H144V123L142 124L143 120L142 119L137 120L139 118H137V117H135ZM55 120H56L57 124L55 123ZM85 124H86V122H85ZM127 124H128V122H126V127L128 126ZM80 125H82V127H80ZM138 126L142 127V128H139ZM93 128H91V129H93ZM134 128L136 131L137 130L136 126ZM134 128L131 127L129 132H131L132 130L134 131ZM66 131H68V134L69 133H71L72 135L74 134L73 136H76V139L74 141H73V139L67 140V137L69 138V135H67V136L65 135L66 137L64 135H62V134H67ZM114 132L118 133L117 130H114ZM120 132L122 133L123 131L120 129L119 133ZM57 134L59 137L57 136ZM55 136H56V138H55ZM61 136L63 137V140L61 139L62 138ZM79 139H80V143L78 141ZM55 140L59 141L60 143L61 142H63V143H61L59 145V147L56 148L55 147ZM75 141H78L77 144L75 143ZM81 141H82V144H81ZM67 142H69V144H71V145H69ZM252 142H253V144H252ZM252 142H251V144L253 147L255 146L257 149H260L264 152V140H260V138L255 137V138H253ZM78 143L81 147L78 145ZM101 147H102V149H106V148L112 149V147L115 150L119 149L116 142H112V143L103 142ZM62 152H64V154ZM113 154L117 155L116 152H114ZM57 156H58V158H57ZM74 156H75V158H74ZM77 157L79 159H77ZM59 158H60V160H59ZM55 160H56V166H55ZM106 165L108 166L109 164L106 163ZM88 168L90 170H88ZM73 170L74 171L76 170L75 171L76 175H74L75 173L73 172ZM110 170H112L114 172L116 171L115 169L113 170V167H112V169L110 168ZM95 171L97 172L96 174H95ZM112 171H110V172H112ZM81 173L82 174L84 173V175H82ZM158 173H159V171L157 170V174ZM69 174H70V176H69ZM100 174H101V176H100ZM96 175H97V177H96ZM117 175L118 174H116V176ZM127 175H128V177L133 176V175L128 174V173L126 174V176ZM163 175L166 176V173H163ZM56 176L59 179L56 178ZM84 176L86 179L84 178ZM99 176H100V178H99ZM55 180H56V183H58V184L55 183ZM57 180L58 181L61 180L59 182H61L62 189L64 188L63 190H65V191L67 190L66 191L67 193L65 191H63L62 189H60L61 186L58 188L59 190H56L57 189L56 186L60 185ZM170 182L173 183L174 181L172 180ZM170 182L168 183V185L173 187L174 192H175L174 196L178 195V196L184 197V196H187L189 194H194V193H192V191L196 192L195 190L188 189L187 188L188 184H186V183L175 181L172 184ZM77 184L80 186H78ZM133 185L135 187L137 186L136 184H133ZM75 188H77L78 191ZM81 188H84V189H82L84 192L86 189V195L88 197L86 195L83 196L85 193L80 192V191H82V190H80ZM29 190H30V192L32 191V193H30ZM87 190L89 191L90 194L87 193ZM80 193L83 195H81ZM196 193H199V191H197ZM11 194H13L14 196ZM78 194L81 195L82 197L79 196ZM7 195H9V196H7ZM15 197H17V198H15ZM86 197L88 199H89V197L91 198V199H89L90 202ZM1 198H3V199H1ZM91 200H93V201H91ZM5 204H6V206H5ZM104 204H105V206H104ZM104 208H106V210ZM16 212H17V214H16ZM153 212H155L156 214L159 212L158 213L159 215H156L154 218H152L151 214ZM160 212L162 215H160ZM82 213H84V215H81ZM160 218H161V220H160ZM34 219H35V221L37 219L36 222H38L37 225H38L39 229L38 230L36 229L37 231L35 230L36 223L33 224ZM159 220H160V222H158ZM260 225L263 226V231H264V222H261ZM50 227H52L51 230H49ZM33 228H34V231L32 230ZM75 228H77L76 231H74ZM79 229H81V231ZM48 230L50 232L53 231L52 234L54 233L53 235L55 236V237L53 236V239H52V236L49 235L50 232H48ZM82 230H84V231H82ZM37 232L38 233L42 232L43 236H41L42 234H40V237H39ZM77 232H78V234H77ZM27 233H29V234H27ZM33 233H34V235H33ZM223 233L224 234L226 233L225 230L223 231ZM23 235L27 238L23 237ZM35 235H38V237L37 236L35 237ZM6 237H7V240H8V238L11 239L10 242H9V240L8 241L6 240ZM29 238H30V240H29ZM54 238H55V240H54ZM23 239L25 240L24 244H22ZM35 240H36V242H35ZM50 240H51V242H50L51 245L53 243L55 248L53 247V245H52V247L49 248L50 245H48V243ZM215 240H216V242H215ZM64 241H66V243ZM223 241L224 240L222 237H218V238H214L211 241V244H210V242H205L204 245L202 244L199 247L198 259L194 262V264H207L208 263V261L210 260L209 248H210V246H212L213 243H214L213 246L217 249V254H218L217 257H218V261L220 264L231 263V262L234 263L233 258L225 257L223 251H221L220 245H221V243H223ZM8 242L11 243L12 245H10ZM20 242H21V244H20ZM25 242H27V244L30 243V244H28L30 246H28ZM64 243H65V246H64ZM3 245L6 248H2V247H4ZM11 246L13 247V251H11L12 250L10 248ZM61 246H63V248ZM230 246L232 248V244ZM261 246H263V248H264V237H262L260 239V242H258V243L255 242V244H253V248H256V249L260 248ZM58 247H60L62 250ZM21 248H23V251L21 250ZM51 248H53L55 250L58 248L57 251H55L56 254L55 255L52 254L53 256L51 255V253H52ZM49 249L51 250V253L48 252ZM128 251L134 252V253L135 252H137V253L141 252L142 255L138 259H135L131 256L129 257ZM5 253H7V256ZM13 255H14V257H13ZM2 256H5V257L1 258ZM7 257H8V259H7ZM184 264H189V263H184ZM237 264H244L241 257L239 258V261L237 262Z\"/></svg>",
  "mask_w": 264,
  "mask_h": 264
}]
</instances>
